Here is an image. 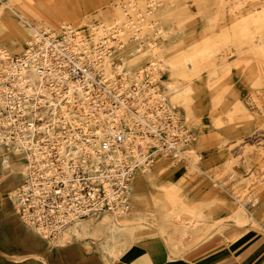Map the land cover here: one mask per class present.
I'll list each match as a JSON object with an SVG mask.
<instances>
[{
    "label": "rangeland",
    "instance_id": "obj_1",
    "mask_svg": "<svg viewBox=\"0 0 264 264\" xmlns=\"http://www.w3.org/2000/svg\"><path fill=\"white\" fill-rule=\"evenodd\" d=\"M41 1L0 0V9L11 16L26 37L21 45H16L11 32L0 26L1 47L10 54H20L34 30L57 31L63 26L89 31L94 40L103 31L122 30V35L129 34L122 39L123 44H132L125 53L133 49L137 36L149 37L143 43L154 46L153 57L159 62L168 102L179 108L186 126L194 133L192 154H198L200 161L193 156V164L185 166L159 156L149 172L135 176L147 178L142 188L160 191L154 196L144 191L141 209L151 210L158 218L167 212L170 216L152 224L149 221L155 219L154 214L134 217L138 226H148L124 238L117 251H110L111 245H106L103 238H95L99 233L110 234L105 226L88 227L77 237L67 232L73 225L78 227L101 217H108L115 228H122L134 214L132 199L125 217L114 218V214L107 213L92 216L70 225L55 239L50 238L53 240L39 236L38 240L56 246L64 236L65 240L83 239L88 248L112 264L125 263L126 252L141 242L142 251L135 255L144 254L138 264H264V87L253 86L251 77L256 68L246 62L263 63L264 70L257 47L259 42L264 43V21L259 24L249 21L245 30L232 28L239 13L257 15L263 11L264 0H50L45 4ZM240 2H244L240 11L228 13ZM222 26L229 32L226 38L219 35ZM129 32L135 33L133 40ZM206 41L208 46L201 52L192 47L202 46ZM146 61L140 59L132 68ZM175 62L181 65L174 71L169 64ZM229 63L230 67L222 71L221 67ZM216 72L217 77L212 79L210 74ZM188 73L198 82L202 76L206 79L200 80V98L192 114L172 101L170 91L174 79ZM140 145L144 150L147 148ZM0 150L12 159H22L1 145ZM158 161L163 166L157 182L150 174ZM21 181L22 178L15 190ZM9 190H5V184L0 185V264H79L67 249L60 254L56 249L53 255L33 242L24 241L25 231L31 229L19 218L13 202L4 201ZM161 190L164 195L158 196ZM172 190L175 198L169 196ZM5 206L16 222L5 212ZM181 214L185 221L191 219L192 224L182 221ZM239 215L244 222L236 223L231 218ZM245 236L249 238L245 240ZM91 257L100 259L97 254Z\"/></svg>",
    "mask_w": 264,
    "mask_h": 264
},
{
    "label": "built area",
    "instance_id": "obj_2",
    "mask_svg": "<svg viewBox=\"0 0 264 264\" xmlns=\"http://www.w3.org/2000/svg\"><path fill=\"white\" fill-rule=\"evenodd\" d=\"M125 35L103 31L94 44L71 26L39 29L22 53L0 60V141L25 164L16 210L41 237L91 216L129 212L133 177L159 156L193 163L195 135L168 102L157 64L122 66ZM148 38L133 43L144 48Z\"/></svg>",
    "mask_w": 264,
    "mask_h": 264
},
{
    "label": "crops",
    "instance_id": "obj_3",
    "mask_svg": "<svg viewBox=\"0 0 264 264\" xmlns=\"http://www.w3.org/2000/svg\"><path fill=\"white\" fill-rule=\"evenodd\" d=\"M49 2H50V0L49 1L43 0L40 3L45 4V3H49ZM12 12L17 15V13L14 10H12ZM17 16L22 20V18L19 15H17ZM22 22H23V20H22ZM0 26L11 32L12 37H13L12 39L15 41L16 45H21L26 40L25 39L26 37H25L24 33L21 31V29L19 28V26L16 25V23L12 20L11 16L9 14H7V12H5L3 9H0ZM187 47H191V45L188 44ZM192 47L196 48L194 46H192ZM0 49L5 50L1 47V45H0ZM6 52H8V51H6ZM15 55H17V54H15ZM246 62H248L249 66L251 68H253V66H255V68H256V70L254 72L255 74H253L254 76L251 77L252 78L251 83L254 84L253 86H255L256 88L264 87L263 63L262 64L261 63L255 64L253 60H246ZM229 67H230V63L227 64L226 66L224 65L223 67H221V70L225 71ZM248 70H249V68H248ZM248 70L246 69V71L244 73L246 76L249 74ZM217 75H218V72H216V75L210 74L212 79L217 77ZM180 80H181L180 85H182L180 92L175 94V95H172V101L174 103H179L180 105H182L185 108L186 111H189V113L192 114V111L195 109L194 104L200 98V80L205 81L206 79L204 78V76H202L200 79H197V80H199V82H198V81H196V78L192 74L188 73V74L181 76ZM245 124L248 125L249 121H247ZM0 156H1L0 157V185L5 184V190L11 189L7 192V195L5 196L4 201L10 200L11 202H13V205L15 206L13 198H11L10 195H11V193H14V191H15L14 186L17 184V182L20 181L21 178L23 180V176L21 177V175L25 172V164H23L24 162L22 163L20 161L22 159L15 160L9 156L3 155L1 150H0ZM18 156H20V155H18ZM162 166H163V163L161 161H158L156 169L154 170V172H152L150 174L151 179H153L154 181H157V182L160 180V176H161L160 173L162 171L161 170ZM147 181H148L147 178L143 179V180L138 178V177L133 178L132 185H131V194H132L131 199L133 201L132 207L134 210V214L127 221V225L123 226L122 228H117V227L115 228V224L112 221H111V223H109L110 220L104 221L103 220L104 217H101L100 220H98V221L89 220V221H86L85 223L79 225L78 227H74L75 226L74 225L68 229L67 233L70 236L77 237V235L81 231H83L84 229H87L88 227L94 226V227L99 228L101 226H105L110 230L109 231L110 234L101 235L99 233L95 236V238H103L104 241H107V242H105V244L111 245L110 251L119 250V244H123L124 238L128 237V235H132L137 230H140V229L148 226V225H145L142 227L138 226V224L136 222H134L136 220V219L134 220V217L142 216L145 213L154 214L153 212H151V210L149 211V210L141 209L143 207L141 204H143V201H144V196L142 194L144 191L148 192L152 196H154L160 192L159 190H156V189L150 190V189L142 188V185L144 183H146ZM164 192L165 191L161 190V194H159L158 196L164 195L163 194ZM169 196L175 198L176 194L172 190V192L170 193ZM6 208L7 207L5 206V210H6L5 212H7L9 214V217H11V219L14 222H16L12 218V216L10 215L11 214L10 211ZM169 216H170V212L164 213L161 218H158V216L154 214L155 219H153L152 221H149V223L152 224V223L158 222L159 220L167 219V218H169ZM180 216H181L180 218H182L181 219L182 221L187 222L189 224H192L191 219H188L187 221H185L182 214ZM147 217L148 216H145V218H147ZM231 218L233 220H235L236 223L244 222V217L242 215L235 216V217L232 216ZM148 220H150V219H148ZM164 222H167V221H164ZM38 236L39 235L35 234L32 230H27L24 233V241H26V243L27 242H33V244L35 243L39 247H41L43 249H47L48 251H51V253L53 255L55 254L54 250H56V249L57 250L55 252L56 253L59 252V254L63 250L65 251V249H67L69 255L70 254L74 255L75 258L79 261V264H88L89 262H92V261H97L100 264H112V263L108 262V259L103 258L102 255L96 253L91 248H88L87 244L85 242H83V239L81 240L78 238L75 240H72V239L71 240H65L66 238L64 236V239L62 238L61 241H59L56 246H52L51 243L49 241H47L46 239H45L46 241H44V242L38 240L39 239ZM39 237H41V236H39ZM247 238H249V237L245 236V240ZM99 240H101V239H99ZM104 241L101 240V244H103ZM70 246H71V248H68ZM142 246H143V242L136 244V245H133L131 247L130 251L127 250L128 252H126V254H125L124 262L126 264H138V262L140 261V256H141V254H144V252L137 255V256L135 255V253H140L142 251ZM94 254H97L100 257V259L91 257ZM15 258L18 261L20 260V258L17 256H15ZM57 259H59V256ZM125 263H123V264H125ZM30 264H40V263H30ZM120 264H122V263H120Z\"/></svg>",
    "mask_w": 264,
    "mask_h": 264
},
{
    "label": "bare ground",
    "instance_id": "obj_4",
    "mask_svg": "<svg viewBox=\"0 0 264 264\" xmlns=\"http://www.w3.org/2000/svg\"><path fill=\"white\" fill-rule=\"evenodd\" d=\"M78 1V0H77ZM246 2V1H245ZM242 6H244V2H240V3H238V4H236V6L234 7V8H232L228 13H233V12H235V11H240L241 10V7ZM226 14H219V16H221V17H223V16H225ZM236 19H234V21H233V23H232V28H233V30H238V29H243V30H245V28H247L246 26H247V24L249 23V21H252L253 23H255V24H259V22H263L264 21V10L263 11H261V12H259L257 15H255L254 13H247V14H241V13H239L238 15H236ZM214 19V18H213ZM215 19L216 20H218V17H217V15H216V17H215ZM214 19V20H215ZM47 25V24H46ZM257 26V25H256ZM33 28H31V30H32ZM39 30V29H38ZM35 31L36 30H34V33H35ZM87 33H89V35L91 36V34H90V32L89 31H86ZM120 34L122 33L123 34V32H122V30H120V31H118ZM228 34H229V32L228 31H226V28H224V26H222L221 28H220V33H219V35H220V37L221 38H226L227 36H228ZM231 34V33H230ZM242 34V33H241ZM236 34H234V36H235ZM246 35H247V32H246ZM232 36V35H231ZM233 36V37H234ZM242 36V35H241ZM33 37H34V34H33ZM33 37H32V39H33ZM239 38H240V36H238ZM237 37V38H238ZM242 37H244V36H242ZM247 37V36H246ZM91 38H92V36H91ZM236 38V37H235ZM248 38V37H247ZM31 39V40H32ZM93 39V38H92ZM215 39V38H214ZM260 39V38H259ZM31 40H30V42H31ZM232 40V39H231ZM243 40V39H242ZM98 41V39H93V42H94V44H96V42ZM29 42V43H30ZM28 43V44H29ZM27 44V45H28ZM206 44H207V42L204 44V45H202L201 47L199 46V47H196V48H198V51H200L201 52V49L203 50V49H205V47H207L206 46ZM229 44V43H228ZM132 44H123V46L125 47V49H127L128 47H130ZM140 44H138V46H136V44L135 45H133L134 47H133V49L132 50H130L129 52H126L125 53V51H122V55H121V63H122V66H124V67H126L127 69H132V67H135V66H137L138 64H137V61H139L140 59H144V60H147L146 61V63H155V64H157V66L159 67V62H157L156 61V59L153 57V55H154V46H151V44H148L147 46L145 45V49L144 50H140L139 48H137V47H140L139 46ZM222 46V45H221ZM257 47H258V50H260V54H261V59L264 61V52H262V50H263V48H264V43L263 42H259L258 43V45H257ZM4 49V48H3ZM25 50V49H24ZM23 50V51H24ZM226 50V49H225ZM13 54H9L8 52H6L5 50H2V49H0V60L1 59H4L6 56H12ZM190 60V59H189ZM169 64V63H168ZM181 65V63H177V62H175V63H170L169 64V66H170V69H172V70H176L179 66ZM109 66H110V61L109 60H106L105 62H104V68H105V70L106 71H108V68H109ZM140 67V66H139ZM137 68V67H136ZM174 74V73H173ZM172 74V75H173ZM180 78L181 77H179V78H175L174 79V82H172L171 84H170V91H171V94L172 95H175V94H177V93H179L180 92V89H181V86L182 85H180L181 83H180ZM165 93H166V96H167V92H166V90H165ZM167 100H168V96H167ZM187 112V111H186ZM183 116V115H182ZM184 118V117H183ZM139 145H140V143H138ZM0 145L1 146H3L4 148H6V150H10V151H13V152H15V153H17L18 155H20L19 154V151L14 147H6L1 141H0ZM141 146V149H140V151L141 152H144V153H147V152H149V150H150V148L147 146V148L144 150V148H143V146L142 145H140ZM194 152V151H193ZM193 152H191V153H189V157H191V159H192V161L194 160L193 159V156H195V159H197V155H193L192 153ZM161 157H163V156H161ZM163 158H165V157H163ZM156 162V161H155ZM193 164V163H192ZM154 165H155V163H154ZM153 165V166H154ZM153 168V167H152ZM150 171V170H149ZM148 171V172H149ZM24 174H25V172H24ZM136 175H138V174H135V176ZM134 176V177H135ZM133 177V178H134ZM137 180V179H136ZM133 181V180H132ZM140 182V181H139ZM131 185H132V182H131ZM143 188H144V186H143ZM130 193H131V186H130ZM15 195H16V190L14 191V194H13V201H14V204H15ZM16 206V205H15ZM105 214V213H104ZM129 214V213H128ZM127 213L126 214H124V213H114V215H112L114 218L115 217H118V218H122V217H125V216H127L128 215ZM100 215H102V214H100ZM96 216H99V215H96ZM105 216H107V215H105ZM92 217V216H91ZM113 219V218H112ZM84 220V219H83ZM104 221H108V220H110L108 217H104V219H103ZM114 220V219H113ZM79 221H82V220H77V221H74V222H72L71 224H69V225H67L56 237H58L67 227H69L70 225H72V224H74V223H76V222H79ZM74 226V225H73ZM35 234H37L38 235V233L35 231V230H33V229H31ZM56 237H54L53 239H55ZM53 239H48V240H53Z\"/></svg>",
    "mask_w": 264,
    "mask_h": 264
}]
</instances>
